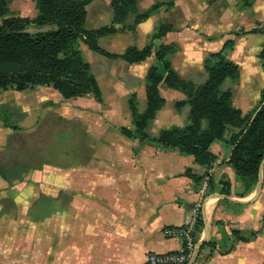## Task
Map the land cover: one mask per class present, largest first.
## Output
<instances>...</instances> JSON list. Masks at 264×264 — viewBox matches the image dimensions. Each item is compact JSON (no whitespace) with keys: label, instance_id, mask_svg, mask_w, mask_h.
<instances>
[{"label":"crops","instance_id":"1","mask_svg":"<svg viewBox=\"0 0 264 264\" xmlns=\"http://www.w3.org/2000/svg\"><path fill=\"white\" fill-rule=\"evenodd\" d=\"M111 1L90 0L85 6L86 29L111 24ZM152 1L137 0L136 8L140 13L156 3L160 6L132 29L127 27L134 24L135 16H127L123 24L114 25L118 29L115 33L98 39V46L112 54H121L129 46L141 49L150 43L159 24H169L172 30L155 40V44H173L175 50L169 56L173 70L180 78L200 84L207 77L204 59L231 40L233 47L225 53V59L237 65L239 77L226 78L230 82L221 89H230L231 103L242 114L259 105L264 89L256 83L258 75H264L259 57L264 41V0H252L248 6H244L243 0H212L211 5L207 4L208 0ZM194 3L202 6L197 9ZM123 26L126 28L119 30ZM81 50L100 67L108 96L117 98L135 93L138 111L145 110V75L155 62L153 56L129 64L95 53L84 44ZM93 62L88 61L102 101H96L90 94L74 98L91 96L100 103L99 108L108 111L111 102H105L104 89ZM126 67L131 70L127 75L124 74ZM158 89L164 104L145 129L150 137H155L162 129L182 128L188 124V104L175 106L176 102L186 99L185 94L164 84H159ZM165 110L168 112L163 116ZM128 112L129 109L126 114ZM107 121L99 120L92 126L108 128ZM119 122H112L115 130L112 137H98L102 143L95 147L96 152L85 158L86 162L43 169L44 176H51L47 180L51 193L40 187L37 200L38 207L45 199L52 201L51 226L46 227L45 215L38 212L35 237L21 229L13 230L10 211L13 191L6 185L0 187V264H143L150 252H172L181 248L182 239L166 235L165 230L182 225L195 208L199 209L202 227L197 223L193 232L194 247L204 235V220L208 224L209 238L192 264H264V220H261L264 166L262 186L254 201L208 198L217 193L245 201L252 196V190H245L227 163L232 150L227 139L239 132L238 128L227 126L223 139L211 142L209 150L216 158L205 168L195 163L193 156L177 148H162L151 141L140 143L138 139L125 137L119 130L125 125ZM155 131L157 134H152ZM187 168L200 177L199 180L186 175ZM234 231L241 236L251 233L254 236L246 241L238 240Z\"/></svg>","mask_w":264,"mask_h":264},{"label":"trees","instance_id":"2","mask_svg":"<svg viewBox=\"0 0 264 264\" xmlns=\"http://www.w3.org/2000/svg\"><path fill=\"white\" fill-rule=\"evenodd\" d=\"M10 1L0 0V17L5 16ZM32 1L35 2L37 10L33 18L8 16L0 21V91H24L36 86H47L64 99L90 94L96 101L101 102V90L83 56L81 44L95 53L129 64L139 63L153 56L155 62L149 66L145 75L146 108L139 112L136 95L131 93L127 104L133 129L121 126L120 133L129 139H138L140 143L151 141L162 148H177L182 153L193 156L198 165L208 168L216 158L209 150L211 142L223 139L227 126L236 127L239 132L227 139L232 145L227 163L244 184L245 190L253 189L259 163L264 156V89L261 90L259 105L246 114H242L240 109L232 105L230 89H221L226 78L236 80L239 77L237 65L225 59V53L233 47L231 40L204 59L207 77L204 82L194 84L191 80L180 78L171 67L169 56L174 52L175 46L155 44V40L172 30L169 24H159L150 43L141 49L129 46L121 54H112L98 46L100 37L118 30L114 27L115 24H123L127 16L133 14L134 24L127 27L132 29L158 8L160 3L140 13L136 8L137 0H112L111 24L97 29H86L85 6L90 0ZM251 2L252 0H243L244 6ZM30 24H54L56 27L30 34L25 31ZM125 28L123 26L119 30ZM259 57L264 66V41ZM159 84L185 94L186 99L176 102L175 106L179 108L188 104V124L182 128L171 126L162 129L155 137H150L145 129L156 111L164 104V99L159 94ZM1 114L4 126L11 127L13 112L2 109ZM202 122L205 123L204 126ZM23 172L26 169L17 161L7 166L0 165V178L6 181L17 179ZM185 174L195 180L200 178L189 168L185 170ZM261 220H264V214ZM200 225L201 219L198 220V226ZM233 233L236 239L243 241L254 236V233L248 236H241L237 231ZM206 244L208 242L204 243Z\"/></svg>","mask_w":264,"mask_h":264},{"label":"rangeland","instance_id":"3","mask_svg":"<svg viewBox=\"0 0 264 264\" xmlns=\"http://www.w3.org/2000/svg\"><path fill=\"white\" fill-rule=\"evenodd\" d=\"M154 1L163 0L152 2ZM212 3V0L207 2L208 5ZM194 6L199 9L202 5L194 3ZM36 12L35 2L32 0H11L3 17L33 18ZM3 17H0V21ZM55 27L54 24H30L25 31L35 34ZM82 53L85 60L93 62L88 59L86 53ZM93 66L99 73L100 67L97 68V63L93 62ZM129 72L131 70L126 67L124 74L127 75ZM100 73L98 80L104 89ZM229 82L230 80L226 79L221 88L227 87ZM256 83L264 86V75H258ZM254 87L253 84L251 88ZM106 92L104 89L105 102L114 104V107L110 105L108 111L99 108L100 103L91 96L63 100L55 90L47 86H36L24 91L12 89L0 91V165L7 166L17 161L26 169V172L17 179L3 181L0 178V187L6 185L13 191L10 207L13 230L21 229L35 237L38 212L45 215L46 227L51 226L52 201L45 199L39 207L36 201L37 190L40 187L51 193L50 182L47 181L51 176H44L43 173L46 174V171L43 169L76 166L86 162L85 158L96 152L95 147L102 143L98 137L108 138L114 135L112 122L120 120L121 125L133 129L129 112L126 114L127 102L132 92L125 96L118 95L117 98L108 96ZM2 109L13 112L11 127L4 126L1 118ZM167 112L168 110H165L163 116ZM103 119L109 120L108 128L92 126V123ZM152 134L156 135L157 131Z\"/></svg>","mask_w":264,"mask_h":264},{"label":"built area","instance_id":"4","mask_svg":"<svg viewBox=\"0 0 264 264\" xmlns=\"http://www.w3.org/2000/svg\"><path fill=\"white\" fill-rule=\"evenodd\" d=\"M199 216V209L195 208L193 215L186 218L182 225L165 230L166 235L182 239V246L179 250L164 253L150 252L143 264H187L194 249L193 232L197 226Z\"/></svg>","mask_w":264,"mask_h":264},{"label":"water","instance_id":"5","mask_svg":"<svg viewBox=\"0 0 264 264\" xmlns=\"http://www.w3.org/2000/svg\"><path fill=\"white\" fill-rule=\"evenodd\" d=\"M264 166V156L262 157L260 163H259V167H258V173H257V181L252 189V196L248 199V200H236V199H232L230 196H227V195H223V194H211L208 196V198L210 197H225V198H228V199H231V200H234L236 202H251V201H254L259 193H260V189H261V186H262V168ZM207 198V199H208ZM204 223H205V228H204V235L203 237L197 241V243L195 244V247H194V251L192 253V256L189 260V262L187 264H192L194 261H195V258L200 250V248L202 247V245L204 244L205 241L208 240L209 238V228H208V224L206 222V220H204Z\"/></svg>","mask_w":264,"mask_h":264},{"label":"bare ground","instance_id":"6","mask_svg":"<svg viewBox=\"0 0 264 264\" xmlns=\"http://www.w3.org/2000/svg\"><path fill=\"white\" fill-rule=\"evenodd\" d=\"M211 202V201H210ZM210 205H208V207H209ZM210 208H211V206H210ZM210 210V209H209Z\"/></svg>","mask_w":264,"mask_h":264}]
</instances>
